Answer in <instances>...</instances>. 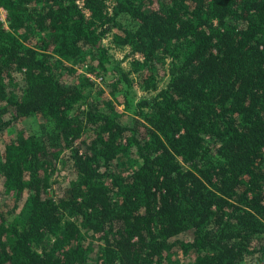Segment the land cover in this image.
<instances>
[{"label":"trees","instance_id":"1","mask_svg":"<svg viewBox=\"0 0 264 264\" xmlns=\"http://www.w3.org/2000/svg\"><path fill=\"white\" fill-rule=\"evenodd\" d=\"M0 8V135L48 124L0 149L3 191L22 201L0 210V264H264V0ZM67 60L107 91L66 81Z\"/></svg>","mask_w":264,"mask_h":264},{"label":"rangeland","instance_id":"2","mask_svg":"<svg viewBox=\"0 0 264 264\" xmlns=\"http://www.w3.org/2000/svg\"><path fill=\"white\" fill-rule=\"evenodd\" d=\"M0 21L3 23V26L6 27L7 26V21H6V11L2 8H0ZM120 23L121 24H125V25H129L130 22L127 19H120ZM113 31L117 32L118 29H113ZM104 43L111 46V44L109 43V38L104 40ZM111 53L113 54V57L117 60H121L123 57V51L120 49H115L113 47H111ZM66 63L68 65H71L74 68V72L73 74L69 73V72H64L63 73V77L66 81L74 83L76 82L82 75L89 77L94 83V85L92 86V88L90 89V92L93 93L94 90H98L101 89L103 91H107V87H106V81L108 80V77L105 76V78L100 79H96L95 76H93L90 72L91 69V65L88 62H73L70 60H67ZM122 66L124 68H128V60H122ZM15 79L17 82V86L19 87L21 85V75L19 73L15 74ZM165 79L160 83V87L164 85L165 83ZM135 94L136 96H140L143 92L135 87ZM119 112H120V119L123 123H126L129 120V117L131 116V113L126 110L123 109V106H118ZM48 127V124L46 123V121H44V119L40 116H29V117H24L19 119L14 126L10 129L5 131L2 135H0V149L2 150L4 148V144L8 141L11 140V138L14 136V134L16 133L17 130L19 129H24L26 132L30 133V134H34L36 136H41L44 131L46 130V128ZM66 176H72L71 174V164L70 162H67L65 160H63V162L61 161L59 164V172H58V176L57 178L60 180L63 177ZM53 193V192H52ZM22 209V201L18 202L13 200L12 198H9L5 195L2 185H1V179H0V210L3 211L5 214H7L10 217H17L20 215L21 210ZM86 238L88 239V237H90V235L87 233L85 234ZM91 238V237H90ZM90 243L92 245H96V242L93 239L90 240ZM178 257V259H180L182 257L181 253L178 252L177 254H175L173 256V258Z\"/></svg>","mask_w":264,"mask_h":264},{"label":"built area","instance_id":"3","mask_svg":"<svg viewBox=\"0 0 264 264\" xmlns=\"http://www.w3.org/2000/svg\"><path fill=\"white\" fill-rule=\"evenodd\" d=\"M96 79L100 80L101 78L100 77H96Z\"/></svg>","mask_w":264,"mask_h":264}]
</instances>
